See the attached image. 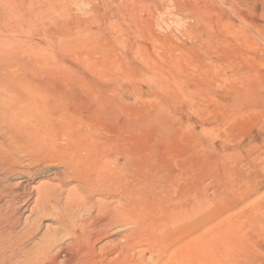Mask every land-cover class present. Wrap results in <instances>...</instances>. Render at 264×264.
<instances>
[{"label": "rangeland", "instance_id": "374dc122", "mask_svg": "<svg viewBox=\"0 0 264 264\" xmlns=\"http://www.w3.org/2000/svg\"><path fill=\"white\" fill-rule=\"evenodd\" d=\"M112 1L0 0V70L62 89L76 112L111 117L103 133L134 157L136 262L188 195L195 215L159 233L160 248L173 253L229 222L240 232L215 234L212 264H264V0H160L161 10L159 0L151 9L125 0L135 14L106 23ZM55 218L42 219L29 247Z\"/></svg>", "mask_w": 264, "mask_h": 264}, {"label": "bare ground", "instance_id": "6f19581e", "mask_svg": "<svg viewBox=\"0 0 264 264\" xmlns=\"http://www.w3.org/2000/svg\"><path fill=\"white\" fill-rule=\"evenodd\" d=\"M114 1L104 5L106 23H127L135 14L134 6L125 0ZM138 2L161 10V3L167 1L161 6L149 0ZM3 72L0 70V264H38V258L43 259L40 264H212V252L221 240L215 234L240 232V225L225 222L218 233H204L173 253L168 252L175 245L160 248L158 234H165L168 227L175 229L181 216L194 214L197 200L187 195L189 203L179 200L168 211L155 237L148 240L152 251L148 248L145 254L143 250L136 262L131 255L136 249L132 243L134 157L128 147L121 148L117 137L103 133L111 117L105 118L101 113L105 109L100 107L89 115L76 112L62 89L46 81L34 83L31 76L13 82ZM36 180L41 183L34 186ZM49 216L56 217L59 229H48L41 246L29 247L38 237L42 219ZM116 229L124 231L122 241L97 249Z\"/></svg>", "mask_w": 264, "mask_h": 264}]
</instances>
